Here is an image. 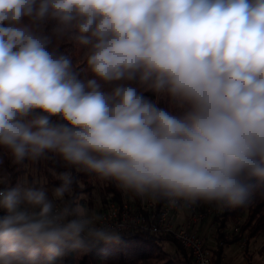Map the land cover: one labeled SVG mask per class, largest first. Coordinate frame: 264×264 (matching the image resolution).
I'll list each match as a JSON object with an SVG mask.
<instances>
[{"label":"clouds","instance_id":"obj_1","mask_svg":"<svg viewBox=\"0 0 264 264\" xmlns=\"http://www.w3.org/2000/svg\"><path fill=\"white\" fill-rule=\"evenodd\" d=\"M0 150L67 169L51 189L0 179V264L119 240L124 225L74 195L73 168L178 210L252 203L264 196V0H0Z\"/></svg>","mask_w":264,"mask_h":264},{"label":"trees","instance_id":"obj_2","mask_svg":"<svg viewBox=\"0 0 264 264\" xmlns=\"http://www.w3.org/2000/svg\"><path fill=\"white\" fill-rule=\"evenodd\" d=\"M51 27V25H49ZM70 46H63L64 51ZM144 96L149 100H156V95L147 91ZM160 106L166 107L164 102ZM0 179H8L15 184L17 181H33L34 177L43 179L45 186L51 189L58 185L56 173L65 171L62 162L57 159H50L38 163L25 161L23 165L13 164L12 161L0 150ZM76 177L77 183L74 184V195L79 197L82 193H89L96 187L99 188L100 200L106 205L109 201L118 204L123 202V190L117 187L112 181L102 180L83 171L71 169ZM127 196L137 206L141 207L144 199L136 197L130 192ZM165 201L153 203L154 212L159 213L165 205ZM209 205L208 203H200ZM215 205V204H214ZM200 205L197 206L199 208ZM203 205L200 206V208ZM220 212L213 217L216 222L217 240L215 252L217 258L221 256L223 245L220 240L224 234V228L228 221L238 226L237 233L230 239L245 236L246 242L259 236H264V196H257L252 203L242 207L218 206ZM105 209V208H104ZM52 264H194L189 251L183 248L172 236L167 234H150L147 232H128L120 233L118 241L110 243H99L88 252L76 250L67 251L65 255L57 257ZM249 264V262H248Z\"/></svg>","mask_w":264,"mask_h":264},{"label":"built area","instance_id":"obj_3","mask_svg":"<svg viewBox=\"0 0 264 264\" xmlns=\"http://www.w3.org/2000/svg\"><path fill=\"white\" fill-rule=\"evenodd\" d=\"M153 202H145L141 207L132 202L109 201L107 207L101 211L99 217L102 223L123 224L121 233L147 232L150 234H167L172 236L183 248L187 249L194 264H201L207 259L208 264H226L223 257L217 256L205 247L198 234L191 229V225L205 217L204 213H192L182 224L172 222L171 214L177 208L168 206L167 203L159 213L154 212ZM0 210V215H3Z\"/></svg>","mask_w":264,"mask_h":264},{"label":"rangeland","instance_id":"obj_4","mask_svg":"<svg viewBox=\"0 0 264 264\" xmlns=\"http://www.w3.org/2000/svg\"><path fill=\"white\" fill-rule=\"evenodd\" d=\"M23 180H25V178ZM33 181L43 182V179L42 177L39 178L36 176L34 177ZM100 184L101 182L97 184L94 190H92L91 192L82 193L78 197L80 203L83 206L89 208L91 211L95 212L98 216L100 215L101 211L107 207V204H108L106 203L105 205L100 200L99 188H98V185ZM148 201L149 200L144 199V202H148ZM123 202H132L131 199L127 196L125 191H123ZM198 205L200 206L203 205V206L201 208L200 206L199 208H197ZM185 211L187 212L188 216L194 212L204 213L205 217L202 220H206L208 224H213V227L209 226L211 228L209 230L211 231V236H212L211 239L213 243L206 242L199 235L198 236L201 238L205 247L208 248L210 251H212L216 255L214 248L216 246L215 245L216 242L218 243V240L216 238L217 236L216 222L213 220V217L215 215H218L220 212L217 205H214V204L204 205V204L198 203L197 205H194L189 209H185ZM237 230H238V226L235 225L233 222L228 221L224 228L223 237L219 241L220 245H223V248H227L229 245L232 246L231 251L236 250V253L238 254V257L236 258L237 260L235 262H239V264H248V262L249 264H264V236H259L253 240H249L248 242H246L245 236H241V237L236 238L233 241H230V239H232V237L237 233ZM223 262L226 264H230L228 262H225L224 259H223ZM235 264H238V263H235Z\"/></svg>","mask_w":264,"mask_h":264},{"label":"crops","instance_id":"obj_5","mask_svg":"<svg viewBox=\"0 0 264 264\" xmlns=\"http://www.w3.org/2000/svg\"><path fill=\"white\" fill-rule=\"evenodd\" d=\"M187 217L188 215L185 210L176 209L171 214L172 222L176 225L184 223ZM209 226L213 227V224H208L206 220H202L199 223L192 224L191 229L195 231L206 242H212L211 231L209 230L211 228ZM231 247L232 246L229 245L227 248H223L221 256L223 257L225 262H228L230 264H239V262H235L237 260L236 258L238 257V254L236 253V250L231 251Z\"/></svg>","mask_w":264,"mask_h":264}]
</instances>
